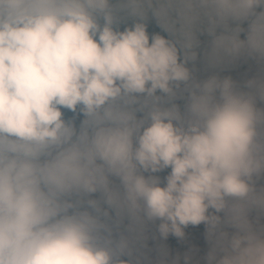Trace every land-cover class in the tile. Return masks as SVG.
I'll list each match as a JSON object with an SVG mask.
<instances>
[{"label": "clouds", "instance_id": "obj_1", "mask_svg": "<svg viewBox=\"0 0 264 264\" xmlns=\"http://www.w3.org/2000/svg\"><path fill=\"white\" fill-rule=\"evenodd\" d=\"M201 223L264 264V0H0V264H201L144 251Z\"/></svg>", "mask_w": 264, "mask_h": 264}, {"label": "trees", "instance_id": "obj_2", "mask_svg": "<svg viewBox=\"0 0 264 264\" xmlns=\"http://www.w3.org/2000/svg\"><path fill=\"white\" fill-rule=\"evenodd\" d=\"M133 22V18L128 17L125 18V20L121 23V29L125 24L131 25ZM147 24V31L151 35L154 32H158L161 35L167 36V33L163 32V30L159 27V25L156 23L155 19L149 15L148 20L146 21ZM241 38H243V33L241 34ZM198 39L200 40V47L197 49V60L195 62H190L189 67L191 68L193 66V63L195 64L194 74L198 78H203L204 76L208 75L212 71H220L221 75H232L235 79H240L244 76H251L256 71V65L253 61H240L237 64L230 66L228 68H225L223 70L219 69H211L208 68L202 58L203 56V50L208 46V42L210 40V37H208L206 34L198 35ZM181 105L183 104V101H177ZM64 118L66 120H72L76 126H79L80 121L83 119L82 115L80 114H73L72 112L68 110H64ZM167 170L165 172L159 173L161 177L165 175ZM229 231H232V229H228ZM185 237L181 239H177L176 237L169 235L167 239L161 240L158 237V234H156V239H152V236L155 234V227L154 225H149L147 229V235L148 239L146 240V245L150 247V250H156L158 246H163L167 249L169 253V257L175 256L179 254L181 258L183 257V254L188 251L189 249H192L194 252V259L200 258L201 264H203V256L206 254L209 248V243L205 238V225L201 223L197 226H191L189 225L187 228H185ZM127 259V257H124Z\"/></svg>", "mask_w": 264, "mask_h": 264}, {"label": "rangeland", "instance_id": "obj_3", "mask_svg": "<svg viewBox=\"0 0 264 264\" xmlns=\"http://www.w3.org/2000/svg\"><path fill=\"white\" fill-rule=\"evenodd\" d=\"M144 251L147 254V256L151 259H155L157 257L156 250H150V247L148 245H146V247L144 248Z\"/></svg>", "mask_w": 264, "mask_h": 264}]
</instances>
